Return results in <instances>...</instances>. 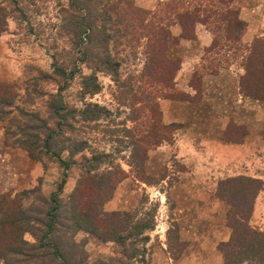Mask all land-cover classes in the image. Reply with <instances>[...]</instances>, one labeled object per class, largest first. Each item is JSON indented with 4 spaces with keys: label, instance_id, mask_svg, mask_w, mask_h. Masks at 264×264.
I'll return each instance as SVG.
<instances>
[{
    "label": "rangeland",
    "instance_id": "rangeland-1",
    "mask_svg": "<svg viewBox=\"0 0 264 264\" xmlns=\"http://www.w3.org/2000/svg\"><path fill=\"white\" fill-rule=\"evenodd\" d=\"M106 1L0 0V197H20L39 235L64 178L58 200L66 217L53 232L65 255V246L76 243L84 264L170 263L166 257L172 264L182 257L215 264L212 248L223 264L219 182H262L248 225L264 232V99L241 89L263 82L264 58L248 62L247 55L264 40V0L233 2L238 25L228 15H210L193 29L192 19L181 17L183 26L174 16V7L192 12L185 0ZM129 6L154 13L167 33L156 59L165 87L145 39L130 41L123 31ZM196 30L209 35L208 47H200ZM57 93L63 107L56 119ZM39 121L57 135L48 146H42L46 132L34 130ZM214 144L232 151L214 152ZM57 155L68 163L63 175ZM79 186L86 191L83 208L128 215L126 230L115 235L121 243L73 231L66 200ZM138 220L153 229L129 236ZM23 238L33 241L27 233Z\"/></svg>",
    "mask_w": 264,
    "mask_h": 264
},
{
    "label": "trees",
    "instance_id": "trees-1",
    "mask_svg": "<svg viewBox=\"0 0 264 264\" xmlns=\"http://www.w3.org/2000/svg\"><path fill=\"white\" fill-rule=\"evenodd\" d=\"M175 1L177 2L179 0ZM185 1L194 4L192 12L182 13L177 10V7H174V16L183 26L185 24L181 22V17H186L187 20L192 19L190 28L193 29L194 23H205L206 20L210 18V15H228L227 17L234 20L235 24L238 25L239 23V20H237V13L234 7L231 6V4L237 0ZM106 2L105 0L104 3ZM110 8H113L112 5ZM130 9L133 10V12L129 11V14H125L126 21L123 23V31L131 37L130 41L137 42L140 40L139 38L145 39V50L146 54L149 56L148 61H150L151 64H155L153 65L155 67L153 71L162 73L158 74L159 82L163 83L165 87V68L157 64L156 59L160 56L164 44V37L162 34L166 35L167 33L162 29L160 24L154 22V19H156L155 17L158 18V16L153 15L154 13L144 12L138 9L134 10L131 7ZM1 31L0 29V32ZM263 41L264 40L253 42L250 45L247 55L248 62H250V59L251 61H258V58H264ZM153 58L155 61H153ZM159 63H163V61L161 60ZM261 65L262 69L260 74L261 79L263 78L261 85L251 84L252 87H247L241 84V89L243 91L254 95L255 98L260 100L264 99V63H261ZM171 67L173 68V74L174 71L177 70L178 63L174 61L171 62ZM58 69H54L55 73L63 75L62 71ZM53 98L58 104L53 107L55 110L52 112L57 119L56 116L58 112L56 111L61 110L63 106L58 93L55 94ZM39 123L43 126L34 127V130L43 129L46 132L45 137H43L42 146H48L50 141L57 135L46 123L41 121H39ZM54 124L53 126L57 127V123ZM161 127L168 128L169 126ZM31 130L33 129H30V131ZM63 149L66 150L68 154H75L77 152V150L71 152L65 148ZM26 151L29 153V150ZM55 159L58 166L62 168L63 175L68 169V163L58 155L55 156ZM87 179L88 175L86 174L81 180L82 184ZM63 184L64 178L61 179L57 191L53 192L50 196L52 207L45 214V221L41 225L43 230L41 229V231H39V235L35 234L38 230L34 229V227L29 224L30 220L33 219L28 215V211L22 209L19 203L20 197L14 196L11 200L6 196L0 197V200H2L0 201L1 204H4L2 208L0 207V264H84V261L81 258H77L74 254L77 248L76 243L71 240L70 244L65 246L70 247L69 254L65 255L62 252L59 238H57L53 232L54 225H58L61 215L62 217H66L65 213L62 211L65 206L58 200L59 192ZM261 189L262 182L259 179L229 178L218 183L214 194L218 200L226 205L224 222L230 231L227 241L220 245L223 247V264H264V232L257 231L248 225L252 201ZM85 193V187L83 190V187L79 186L73 190L66 200L69 205V219L67 220L74 226L73 231L77 232L78 230H82L84 232H90L103 242L117 241L121 243V240L118 241V237L116 238L115 235L126 230L127 223L129 222L128 215L117 212L103 213L91 207L87 209L88 206L83 208L85 207ZM152 229V224L138 220L130 225L127 234L135 237L147 234ZM131 231L135 232L132 233ZM25 233L32 236V242H28L23 238ZM142 237L144 241L147 240L146 235ZM180 245H182V243L177 242V246L179 247Z\"/></svg>",
    "mask_w": 264,
    "mask_h": 264
},
{
    "label": "crops",
    "instance_id": "crops-1",
    "mask_svg": "<svg viewBox=\"0 0 264 264\" xmlns=\"http://www.w3.org/2000/svg\"><path fill=\"white\" fill-rule=\"evenodd\" d=\"M195 38H196V41L199 43L200 47H208L210 45V43H211V39H210L209 35L207 33H205L204 31L201 32L199 30H196L195 31ZM221 146H223V147H221ZM212 147L214 148V152H216L217 149H219L221 151V153H225L226 151H229V150L232 151V149L228 148L229 146H224V145H221V144L220 145L219 144H214V146H212ZM218 233H219V235H218V237H219L218 241L219 242L227 241V239L229 237V230H227V228H226V230L219 231ZM211 251H212L211 256L213 257L214 262H216L215 264H219V258L217 256L216 252L214 251L213 248H212ZM182 258L179 261L180 263L182 262L181 264H190V263H187V261H186L187 258L186 257H184V259H186V260L181 261ZM164 259L165 260L167 259V261H170V263L169 262L168 263L165 262V264H172V261L169 258L166 257Z\"/></svg>",
    "mask_w": 264,
    "mask_h": 264
}]
</instances>
